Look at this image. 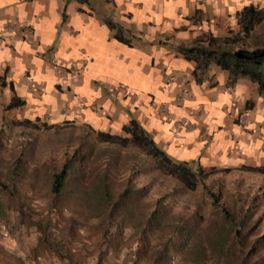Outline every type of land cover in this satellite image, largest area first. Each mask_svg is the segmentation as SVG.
Segmentation results:
<instances>
[{
  "label": "crops",
  "instance_id": "crops-1",
  "mask_svg": "<svg viewBox=\"0 0 264 264\" xmlns=\"http://www.w3.org/2000/svg\"><path fill=\"white\" fill-rule=\"evenodd\" d=\"M249 5L264 0H0V121L74 137L133 122L174 161L264 167L256 84L178 49L241 34Z\"/></svg>",
  "mask_w": 264,
  "mask_h": 264
},
{
  "label": "rangeland",
  "instance_id": "rangeland-1",
  "mask_svg": "<svg viewBox=\"0 0 264 264\" xmlns=\"http://www.w3.org/2000/svg\"><path fill=\"white\" fill-rule=\"evenodd\" d=\"M243 42L264 47V20ZM143 155L133 145L99 141L91 133L23 131L0 121V264H216L205 240L221 218L204 190H218V204L247 216L246 229L239 230L248 242L264 233L263 174L214 168L205 170L203 185L188 190L152 161L142 163ZM61 167L66 176L53 193L51 176ZM128 176L146 188L127 216L93 206L95 185L104 181L114 199ZM162 197L164 213L149 227L146 216ZM37 223L47 225L52 250L39 240ZM177 226L189 232L183 242ZM199 242L205 256L193 262L189 252ZM261 255L258 245L251 260Z\"/></svg>",
  "mask_w": 264,
  "mask_h": 264
},
{
  "label": "trees",
  "instance_id": "trees-1",
  "mask_svg": "<svg viewBox=\"0 0 264 264\" xmlns=\"http://www.w3.org/2000/svg\"><path fill=\"white\" fill-rule=\"evenodd\" d=\"M236 16L241 34L225 36L221 39H209L205 44L196 43L190 47L179 46L178 49L185 58L196 61L202 67L206 66L209 62H213L220 69L226 71L229 83H233L240 77H247L256 84L258 95L264 98V47H251L243 41H240L249 34V31L255 24L264 19V8L257 9L249 5L238 12ZM21 103L22 101L16 102L14 98H11L7 104V108L15 107ZM122 130L126 136L121 137L98 132L96 138L103 142L121 145L130 144L139 148L144 153L142 163L149 165V160L152 161L156 169L163 174L174 177L188 190H194L199 183L203 185L202 181L207 177L208 172L203 170L198 164L172 160L156 146L146 131L133 122L123 127ZM240 169L258 172L264 175L263 166H241ZM65 176L66 170L64 167H61L58 172L52 173L50 188L53 193L60 191L61 181ZM107 188L104 181L102 183L100 182L98 186L95 185V191L97 189L99 190V197L94 201L93 206H101V211L108 208L114 209V213L123 219V216H127L128 211L131 212L134 208V204L131 203L135 202L139 197H142L146 188V182L137 185L128 176L125 185L114 199ZM204 191H208L211 199L210 204L217 209L221 218V223L215 224V232L207 235L205 240L210 247L209 251L214 257L215 263L217 264L222 259V264H264V255L251 260V257L257 253L258 245L264 249V233L248 242L245 237V232H240V230L246 229L245 219L247 216L243 219L239 211L231 212L225 206L218 204V190L215 192L209 190ZM163 199L164 197L155 200L154 207L146 216L149 227L151 220L155 224L159 223L158 217H161L164 213V208L161 206ZM108 217H112L111 210L108 212ZM35 228L39 233V240L44 243L46 248L51 249L52 242L46 235L47 225L37 223ZM177 230L180 234L179 239L183 242L184 235L186 234L188 236L189 232H186L184 229L181 230L179 226H177ZM184 231L185 233H183ZM252 249L254 252H252ZM204 250L205 248L201 246V242L194 245L189 252L191 260L197 262V258H203L205 256Z\"/></svg>",
  "mask_w": 264,
  "mask_h": 264
}]
</instances>
